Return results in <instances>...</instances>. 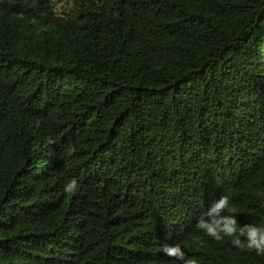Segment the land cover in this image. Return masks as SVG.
<instances>
[{"label":"trees","instance_id":"16d2710c","mask_svg":"<svg viewBox=\"0 0 264 264\" xmlns=\"http://www.w3.org/2000/svg\"><path fill=\"white\" fill-rule=\"evenodd\" d=\"M225 195L264 225V0H0V264H264Z\"/></svg>","mask_w":264,"mask_h":264},{"label":"clouds","instance_id":"9594fccd","mask_svg":"<svg viewBox=\"0 0 264 264\" xmlns=\"http://www.w3.org/2000/svg\"><path fill=\"white\" fill-rule=\"evenodd\" d=\"M76 190V181L73 180L70 184L65 186L66 192H74ZM232 212L234 209L229 204L228 197L221 196L214 201L208 208L207 216L208 220L200 219L197 222V227L205 231L209 236H212L216 240H220L221 230L225 236H233V243L239 246H246L248 248H254L257 254H264V225H238L234 216H228L223 221L217 218V214L222 210ZM238 233L239 236H245L247 243L242 244L238 236L234 234ZM168 256L175 257L181 264H197L195 259H185V252L182 250L181 244L165 245L162 249Z\"/></svg>","mask_w":264,"mask_h":264}]
</instances>
